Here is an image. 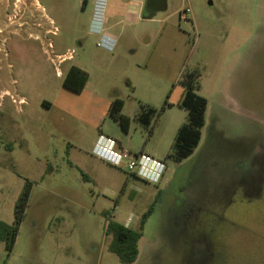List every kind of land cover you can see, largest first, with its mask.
I'll return each instance as SVG.
<instances>
[{
  "label": "rangeland",
  "instance_id": "rangeland-1",
  "mask_svg": "<svg viewBox=\"0 0 264 264\" xmlns=\"http://www.w3.org/2000/svg\"><path fill=\"white\" fill-rule=\"evenodd\" d=\"M39 1L0 0V221L29 184L0 264H122L106 226L137 229L150 207L130 264H264V0H164L135 23L118 10L134 46L123 35L111 50L89 32L97 0ZM71 65L88 75L78 92L62 84ZM184 71L207 104L197 146L173 161ZM115 98L126 131L108 115ZM140 106L156 109L148 127ZM100 134L162 161L159 182L96 157Z\"/></svg>",
  "mask_w": 264,
  "mask_h": 264
},
{
  "label": "trees",
  "instance_id": "trees-1",
  "mask_svg": "<svg viewBox=\"0 0 264 264\" xmlns=\"http://www.w3.org/2000/svg\"><path fill=\"white\" fill-rule=\"evenodd\" d=\"M88 78L87 73L81 68L71 65L67 68L62 78V84L72 90L80 91ZM182 86V94L177 105L186 111L185 121L177 128L170 153L166 158L173 161H181L192 154L201 137V127L204 124V113L206 109V99L197 94L199 81L194 71H184L178 80ZM123 100L115 98L108 107V115L117 123L122 130L126 131L129 118L120 113L123 108ZM156 112L153 107L140 106V111L134 117L144 127L150 125L151 116ZM29 194V184H26L14 207V221L11 225L0 221V241L4 240L6 249L11 251L19 225L23 218ZM151 207L142 215L137 229L115 221L108 222L106 234L109 236L107 249L113 253L122 264H130L135 261L138 254V241L142 236L143 225L147 216L151 213Z\"/></svg>",
  "mask_w": 264,
  "mask_h": 264
},
{
  "label": "built area",
  "instance_id": "built-area-1",
  "mask_svg": "<svg viewBox=\"0 0 264 264\" xmlns=\"http://www.w3.org/2000/svg\"><path fill=\"white\" fill-rule=\"evenodd\" d=\"M134 1L142 2L143 0ZM104 2L105 0H97L96 13L93 16L90 27L91 31L97 32L100 35L98 44L108 50H111L114 47L115 38L104 32L103 29L102 14L100 9L102 8ZM189 12V8L179 11L178 17L180 19H185L187 13ZM92 153L106 163L127 171L152 184H157L159 182L165 169V165L162 161L141 152L132 154L130 151L123 149L119 145L118 141L103 134L98 136L92 149Z\"/></svg>",
  "mask_w": 264,
  "mask_h": 264
},
{
  "label": "crops",
  "instance_id": "crops-1",
  "mask_svg": "<svg viewBox=\"0 0 264 264\" xmlns=\"http://www.w3.org/2000/svg\"><path fill=\"white\" fill-rule=\"evenodd\" d=\"M108 1L110 2L111 0H108ZM32 2H33L32 4L36 5L40 9H44V7L42 6L39 0H32ZM120 2H121L120 4L121 7L118 6V3ZM111 3L112 4L110 6L109 17L105 18L107 25H105L106 27L104 28V32L106 30L107 34L111 36H115L114 38H117L118 41H120L119 38H121V36L127 35L128 43L134 46V43L131 40L133 38L132 36L133 33L127 28V26L123 25L121 21L118 19L119 13H117V11L121 10V12H123V15L126 14L128 18H132L131 21L133 23L137 22L140 19L143 21H146L147 19L151 18L152 14H154L155 6H152V4L156 3V6L158 4H164V0H143L142 2H138V5L136 4V6L132 5V0H126V1L117 0L115 3L113 1H111ZM114 30H117V31L114 32ZM89 32L98 34L97 32L90 31V30ZM181 124L182 122L179 125H177V128ZM118 143L121 146V143L119 141Z\"/></svg>",
  "mask_w": 264,
  "mask_h": 264
}]
</instances>
